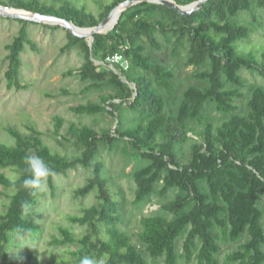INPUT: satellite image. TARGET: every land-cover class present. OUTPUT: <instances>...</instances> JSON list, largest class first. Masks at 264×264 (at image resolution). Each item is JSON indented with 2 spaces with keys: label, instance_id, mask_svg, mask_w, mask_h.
I'll return each mask as SVG.
<instances>
[{
  "label": "trees",
  "instance_id": "1",
  "mask_svg": "<svg viewBox=\"0 0 264 264\" xmlns=\"http://www.w3.org/2000/svg\"><path fill=\"white\" fill-rule=\"evenodd\" d=\"M101 1L99 14L80 0L0 3L94 27L125 0ZM194 1L177 0L180 4ZM256 7L264 9V0H207L201 8L183 14L169 5L144 0L124 9L112 29L95 33L92 47L89 37L68 31L64 49L78 44L84 51L85 61L76 69L81 78L89 80L91 87L114 88L102 94L100 101L79 103L72 109L77 113L109 112L119 117L118 129L115 134L112 130L99 132L88 124H73L74 144L82 150L68 155L53 149L35 126L29 132L6 126L14 142L0 141V184L10 189L5 209H0V264H37L33 249L20 252L12 248L18 246L16 234L36 235L42 228L30 216L42 191L22 186L30 176L25 163L29 155L42 157L55 174L79 165L90 169L86 183L76 188L75 195L95 192L97 201L82 207L81 213L69 215L70 221L86 225L84 233L59 225L61 236H55L53 243L77 247L70 250L71 256L56 258V264H80L84 257L94 264H151L146 254L163 257L165 264H178L181 257L186 262L197 259L198 264H220L218 226L231 240L250 235L227 256L232 264H264V85L248 83L241 73L243 69L256 71L264 79V45L242 42L251 37L255 25L241 21L240 16L248 12L259 21ZM18 19L24 24L7 44L6 78L9 88L25 89L19 78L22 52L27 44L34 49L38 44L30 37L29 20ZM158 34L171 41L175 56L187 48L185 63L198 67L195 74L204 81L202 85L190 83L175 109L170 106L178 68L155 60L148 51V45L163 48ZM118 50L130 60L129 69L95 63V58L105 60L108 53ZM210 103L224 113L220 121L206 113ZM123 104L140 115L130 122L135 124L126 125L129 121L124 115L120 117ZM56 120L55 133L62 136L63 118L57 116ZM120 139L147 159L133 171L135 203L147 200L157 189L162 196L175 189V196L162 204L171 216L155 213L142 218L138 237L144 249L120 226V191L98 158L102 143ZM186 143H190L188 150ZM1 168H12L17 174L11 176ZM53 177L48 179L51 184ZM184 235L180 253L177 245Z\"/></svg>",
  "mask_w": 264,
  "mask_h": 264
},
{
  "label": "rangeland",
  "instance_id": "2",
  "mask_svg": "<svg viewBox=\"0 0 264 264\" xmlns=\"http://www.w3.org/2000/svg\"><path fill=\"white\" fill-rule=\"evenodd\" d=\"M56 1V0H48ZM87 1L90 9L95 13L101 12V0H80ZM106 1V0H105ZM259 21L254 20L248 12L242 13L241 21L254 23L255 30L251 37L244 39L245 44L257 43L264 45V9L256 7ZM120 17V16H119ZM111 20L105 30L111 28L118 20ZM23 21L15 17L0 15V141L13 143V136L6 130L7 125L18 127L24 132H29L31 126L37 127L43 138L51 147L68 155L80 153V149L74 140L76 133L71 130V126L92 125L99 132L112 130L116 134L118 129V118H114L109 112L97 113H77L72 106L87 101H100L102 94L114 91L113 86L106 85L102 88H95L89 85V80L81 78L76 70L85 61L84 51L76 44L69 49H64L68 42V27L55 22L32 21L26 24L30 37L34 39L38 48L34 49L27 44L22 52L23 65L19 78L27 87L25 89L9 88L7 85L6 70L9 60L7 55L9 49L7 44L18 34ZM49 25H59L52 27ZM110 30V29H109ZM108 30V31H109ZM107 32V31H106ZM157 38L162 43V49L148 45V51L153 54L155 60H165L178 68L176 75V88L170 108L175 109L182 98L183 90L190 84L202 85L204 83L197 74L198 67L187 65V48L181 50L180 56L171 54V41L166 40L158 34ZM97 65L104 64V60L96 59ZM115 69V68H114ZM72 70H74L72 72ZM242 75L250 84L264 85L263 77L256 71L243 69ZM126 79L125 77H123ZM164 96L167 95L164 89H160ZM119 101V99H114ZM120 115L127 120L126 125H133V122L140 118V115L133 111L128 104H123ZM206 113L216 121L225 117L224 113L215 108L210 103ZM63 118V125L60 128L62 136H57L56 117ZM185 149H190V143L184 145ZM98 158L105 165V171L110 175L113 184L120 191L122 208L120 210L122 221L120 226L129 231L133 240L144 249L139 240V233L143 228L142 218L145 215L162 213L170 215L165 211L162 204L175 196V189L168 192L166 196L159 193V189L145 201L135 203V190L137 188L133 171L147 163V159L138 154L130 147L126 140L120 139L114 143L104 142L100 146ZM11 176H16L17 172L12 168H1ZM90 173L88 167L79 165L74 169H69L67 173H58L53 177V184L47 181L38 203L32 207L30 216L41 225V229L36 235L16 234L14 242L18 246L13 250L24 252L28 249L35 251L37 264H56V258L71 256L70 250L76 249V245L53 243L55 236H61L59 225H64L80 234L86 231V225L69 220L70 214L82 212V207L94 204L97 201L95 192L87 196H76L75 190L87 181ZM107 176V174H105ZM161 183L157 185L160 187ZM10 189L0 184V209L4 210V202L9 199ZM261 206L264 207V194L261 197ZM264 224V217H263ZM220 232L219 242L222 250L219 253L220 264H232L227 256L238 249L240 244L248 240L249 234L245 233L239 240H231L218 226ZM185 235L178 241V251L183 252V240ZM264 249V245H263ZM151 264H165L164 258H152L146 254ZM102 260L99 261L101 263ZM178 264H198L197 259L186 262L185 258H179Z\"/></svg>",
  "mask_w": 264,
  "mask_h": 264
},
{
  "label": "water",
  "instance_id": "3",
  "mask_svg": "<svg viewBox=\"0 0 264 264\" xmlns=\"http://www.w3.org/2000/svg\"><path fill=\"white\" fill-rule=\"evenodd\" d=\"M141 1H144V0H125L123 1L122 3L114 7L112 11L97 26H94V27L79 26L75 24L73 20L65 18V17H60L58 15L47 14V13H42V12H35V11L28 10L25 8H17L12 5L1 4V3H0V15L15 17V18H22L25 20H32V21H37V22L48 21V22H55V23L63 24L67 26L68 29L72 31L75 35H78L81 37L83 36L89 37L90 38L89 42L92 47L93 41H94V34L99 33V32L108 31V30H103V27L105 23L109 20L110 16L112 15L115 9L120 8L121 10L120 15H121L124 9H126L127 7L133 4L141 2ZM147 1L160 2L163 4L169 5L170 7L180 11L183 14H190L193 11L201 8L207 0H196L189 4H180L179 2H177V0H147Z\"/></svg>",
  "mask_w": 264,
  "mask_h": 264
},
{
  "label": "clouds",
  "instance_id": "4",
  "mask_svg": "<svg viewBox=\"0 0 264 264\" xmlns=\"http://www.w3.org/2000/svg\"><path fill=\"white\" fill-rule=\"evenodd\" d=\"M27 164V171L30 176L23 180L22 186L25 189L35 191H43L47 184L49 177L54 176V170L47 164V162L39 155H29L25 158ZM29 205L25 203V207ZM80 264H94V261L89 257L81 259Z\"/></svg>",
  "mask_w": 264,
  "mask_h": 264
},
{
  "label": "built area",
  "instance_id": "5",
  "mask_svg": "<svg viewBox=\"0 0 264 264\" xmlns=\"http://www.w3.org/2000/svg\"><path fill=\"white\" fill-rule=\"evenodd\" d=\"M104 63L113 68L120 67L123 70L129 69L131 65L130 60L126 57L124 52L120 50L108 53Z\"/></svg>",
  "mask_w": 264,
  "mask_h": 264
},
{
  "label": "bare ground",
  "instance_id": "6",
  "mask_svg": "<svg viewBox=\"0 0 264 264\" xmlns=\"http://www.w3.org/2000/svg\"><path fill=\"white\" fill-rule=\"evenodd\" d=\"M120 8H117V9H115L114 10V12L112 13V15L110 16V18H109V20L105 23V25H104V27H103V30H105V27H106V25L112 20H115V19H117V18H119V16H120ZM111 29V28H110ZM109 30V29H108Z\"/></svg>",
  "mask_w": 264,
  "mask_h": 264
}]
</instances>
